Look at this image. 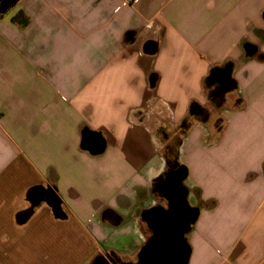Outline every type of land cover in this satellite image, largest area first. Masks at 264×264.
<instances>
[{"label": "crops", "instance_id": "crops-1", "mask_svg": "<svg viewBox=\"0 0 264 264\" xmlns=\"http://www.w3.org/2000/svg\"><path fill=\"white\" fill-rule=\"evenodd\" d=\"M172 204L184 264H264V0H19L0 18V264H135Z\"/></svg>", "mask_w": 264, "mask_h": 264}, {"label": "flooded vegetation", "instance_id": "flooded-vegetation-1", "mask_svg": "<svg viewBox=\"0 0 264 264\" xmlns=\"http://www.w3.org/2000/svg\"><path fill=\"white\" fill-rule=\"evenodd\" d=\"M168 189L176 188L175 181L169 179ZM168 211H154L150 215L153 217L154 237L151 245L152 255H167L166 261L176 264L175 255H186V246L183 242L184 233L189 230L190 213L181 209L170 206ZM155 215V216H154ZM163 247V249H162ZM147 258H137L135 264H144ZM94 264H133L125 262L116 256H108V258L98 257Z\"/></svg>", "mask_w": 264, "mask_h": 264}, {"label": "trees", "instance_id": "trees-1", "mask_svg": "<svg viewBox=\"0 0 264 264\" xmlns=\"http://www.w3.org/2000/svg\"><path fill=\"white\" fill-rule=\"evenodd\" d=\"M19 0H0V18L3 17ZM229 69H212L205 80L206 88L212 87L209 96L215 104H219L223 95L231 89V81L228 80Z\"/></svg>", "mask_w": 264, "mask_h": 264}, {"label": "water", "instance_id": "water-1", "mask_svg": "<svg viewBox=\"0 0 264 264\" xmlns=\"http://www.w3.org/2000/svg\"><path fill=\"white\" fill-rule=\"evenodd\" d=\"M52 195H50L49 197V205L51 206L54 214H56L58 212V210L60 209V203L57 200V197L54 193V191L52 190ZM27 219V214H20L18 216V221L19 222H24ZM163 249V247H162ZM166 256L167 255H147V260L145 261L144 264H171L168 261H166ZM176 258V264H184L185 260H186V255H175Z\"/></svg>", "mask_w": 264, "mask_h": 264}, {"label": "rangeland", "instance_id": "rangeland-1", "mask_svg": "<svg viewBox=\"0 0 264 264\" xmlns=\"http://www.w3.org/2000/svg\"><path fill=\"white\" fill-rule=\"evenodd\" d=\"M183 132L181 131L180 134H182ZM178 137V136H177Z\"/></svg>", "mask_w": 264, "mask_h": 264}, {"label": "built area", "instance_id": "built-area-1", "mask_svg": "<svg viewBox=\"0 0 264 264\" xmlns=\"http://www.w3.org/2000/svg\"><path fill=\"white\" fill-rule=\"evenodd\" d=\"M131 1H134V0H131Z\"/></svg>", "mask_w": 264, "mask_h": 264}]
</instances>
